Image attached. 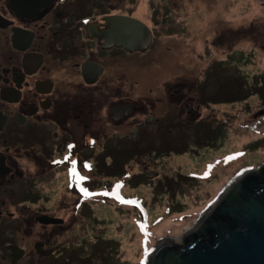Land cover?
<instances>
[{
    "label": "flooded vegetation",
    "instance_id": "1",
    "mask_svg": "<svg viewBox=\"0 0 264 264\" xmlns=\"http://www.w3.org/2000/svg\"><path fill=\"white\" fill-rule=\"evenodd\" d=\"M168 14L154 0H0V264L69 254L68 232L91 205L81 195L113 168L115 150L103 158L102 146L140 147L208 121L195 81L171 74L154 85L133 69L155 45L156 18ZM115 20L136 31L116 28L107 42ZM133 161L137 180L153 177L151 165Z\"/></svg>",
    "mask_w": 264,
    "mask_h": 264
},
{
    "label": "rangeland",
    "instance_id": "2",
    "mask_svg": "<svg viewBox=\"0 0 264 264\" xmlns=\"http://www.w3.org/2000/svg\"><path fill=\"white\" fill-rule=\"evenodd\" d=\"M154 1L169 14L133 69L154 85L171 74L199 84L208 121L140 147L102 146L103 158L115 150L113 168L91 177L73 249L50 264H148L162 240L181 241L239 175L264 165V0ZM134 158L157 176L137 180Z\"/></svg>",
    "mask_w": 264,
    "mask_h": 264
},
{
    "label": "water",
    "instance_id": "3",
    "mask_svg": "<svg viewBox=\"0 0 264 264\" xmlns=\"http://www.w3.org/2000/svg\"><path fill=\"white\" fill-rule=\"evenodd\" d=\"M128 22L124 28L136 31ZM109 25L112 31L104 38L114 42L120 35L116 28L123 26L117 20ZM139 26L146 37L147 28ZM186 233L181 245L162 240L148 264H264V165L237 177Z\"/></svg>",
    "mask_w": 264,
    "mask_h": 264
},
{
    "label": "bare ground",
    "instance_id": "4",
    "mask_svg": "<svg viewBox=\"0 0 264 264\" xmlns=\"http://www.w3.org/2000/svg\"><path fill=\"white\" fill-rule=\"evenodd\" d=\"M195 228V226L193 227V229ZM189 230H191V229H189ZM188 230V231H189ZM188 231H186V232H188ZM185 232V233H186ZM187 234V233H186ZM170 239V238H169ZM182 239H183V235H181V237H180V240L181 241H175V240H172V239H170L169 241L171 242V243H173V244H176V245H181L182 244ZM166 240H168V239H166ZM165 241V240H164ZM161 243V242H160ZM160 246V244L158 245V247Z\"/></svg>",
    "mask_w": 264,
    "mask_h": 264
},
{
    "label": "snow or ice",
    "instance_id": "5",
    "mask_svg": "<svg viewBox=\"0 0 264 264\" xmlns=\"http://www.w3.org/2000/svg\"><path fill=\"white\" fill-rule=\"evenodd\" d=\"M67 159V158H66ZM71 163L73 164V166L75 165V160L73 159L72 161H71ZM85 167H87V165H85ZM73 174H75V172H74V168H73ZM81 179H84V177H81Z\"/></svg>",
    "mask_w": 264,
    "mask_h": 264
}]
</instances>
